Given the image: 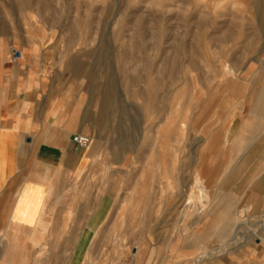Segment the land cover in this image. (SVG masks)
I'll list each match as a JSON object with an SVG mask.
<instances>
[{
	"label": "rangeland",
	"instance_id": "rangeland-1",
	"mask_svg": "<svg viewBox=\"0 0 264 264\" xmlns=\"http://www.w3.org/2000/svg\"><path fill=\"white\" fill-rule=\"evenodd\" d=\"M0 37L85 105L90 167L69 198L103 203L87 208L103 221L86 264H204L256 245L264 191L240 200L242 173L217 169L208 141L233 81L264 61V0H0Z\"/></svg>",
	"mask_w": 264,
	"mask_h": 264
},
{
	"label": "crops",
	"instance_id": "crops-1",
	"mask_svg": "<svg viewBox=\"0 0 264 264\" xmlns=\"http://www.w3.org/2000/svg\"><path fill=\"white\" fill-rule=\"evenodd\" d=\"M12 43L0 37V264H86L87 239L103 221V210L88 216L87 208L103 203L69 198L90 167L88 149L73 141L88 136L85 105L57 86L40 55L24 50L13 57ZM261 64L233 81L219 106L222 134L208 141L214 145L211 157L223 160L217 169L229 177L242 173V186L233 187L240 200L264 191V183L253 188L250 181L264 167ZM237 213L231 217L224 210L221 221L240 222ZM263 221L259 232H250L258 237L256 245L247 242L238 254L204 264H264Z\"/></svg>",
	"mask_w": 264,
	"mask_h": 264
},
{
	"label": "built area",
	"instance_id": "built-area-1",
	"mask_svg": "<svg viewBox=\"0 0 264 264\" xmlns=\"http://www.w3.org/2000/svg\"><path fill=\"white\" fill-rule=\"evenodd\" d=\"M13 53L18 56L19 53L13 50ZM73 141L82 149H87L91 144V138L88 136L77 135L73 137Z\"/></svg>",
	"mask_w": 264,
	"mask_h": 264
},
{
	"label": "bare ground",
	"instance_id": "bare-ground-1",
	"mask_svg": "<svg viewBox=\"0 0 264 264\" xmlns=\"http://www.w3.org/2000/svg\"><path fill=\"white\" fill-rule=\"evenodd\" d=\"M200 186H202V185H200ZM198 187H199V186H198ZM200 190H201V189H200ZM201 194H202V193H201ZM201 194H200V195H201ZM204 194H205V193H204ZM202 197H203V198H206V195H204V196H202ZM202 197H201V198H202ZM263 222H264V221H263ZM262 224H264V223H262ZM255 231H256V229L254 230V232H255ZM201 258H202V257H198V259H197L196 261L198 262L199 260H201ZM194 264H196V263H194Z\"/></svg>",
	"mask_w": 264,
	"mask_h": 264
}]
</instances>
